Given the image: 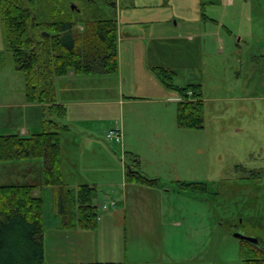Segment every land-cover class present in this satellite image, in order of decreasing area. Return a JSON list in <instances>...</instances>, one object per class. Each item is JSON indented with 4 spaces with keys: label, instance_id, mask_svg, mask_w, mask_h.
I'll use <instances>...</instances> for the list:
<instances>
[{
    "label": "rangeland",
    "instance_id": "obj_1",
    "mask_svg": "<svg viewBox=\"0 0 264 264\" xmlns=\"http://www.w3.org/2000/svg\"><path fill=\"white\" fill-rule=\"evenodd\" d=\"M210 1L122 0L115 6L118 0H57L50 4L49 0H25L38 22L49 21V10L65 6L69 10L77 8L97 12L101 18L116 19L119 26L134 24L136 30L123 26L122 31L126 33L122 36L118 30L119 64L121 61L123 66H127L128 55L132 56V40H147L145 33L149 28L145 25L152 26L154 21L170 20L171 25H178L177 30L198 35L205 29L208 34L219 30L220 27L212 24L216 21L224 25L220 28L222 36L228 38L226 26L234 31L237 38L232 39L239 44L237 52L225 51L221 55L209 42L202 61H198L199 44L205 39L197 37L193 66L187 63L188 68L175 73L176 86L204 84L205 124L203 129L181 128L177 122L178 103L169 105V114L164 116L169 125L164 123L161 136L139 146L144 169L161 179L155 189L127 188L116 178L119 169L132 163L123 155L119 143L104 139L108 131L120 129L119 110H105L102 106L89 112L83 126L89 137L98 139L104 147L100 151L92 146L84 150L85 156L70 157L79 165H87L81 171L84 179L100 184L95 200L98 222L106 214L103 204L116 201L119 209L118 200L110 198L122 199L120 205L128 207V220L126 223L112 221V225L101 223L93 235L82 234L79 237L85 253L82 259L117 258V254L107 253L112 249L113 252L129 251L138 264H243L240 240L235 238L237 233L255 237L264 250V0ZM200 19L199 23L195 22ZM139 23L144 25H136ZM196 25L198 30L194 29ZM249 28L253 35L239 39L240 32ZM162 46L158 43L157 48L167 54ZM182 48L191 52L188 47ZM218 74L224 75L219 77L221 84L224 80L221 95L234 99L214 100L217 94L213 83ZM110 77L105 84L107 99L115 97L121 87L119 76ZM97 79H103L99 82L101 86L106 80ZM24 86L25 75L17 70L12 55L6 50L0 16V135L19 133L24 126L31 129V135L40 133L44 121L50 118L47 109L43 110V123L41 120L27 123L20 119L23 109L6 106L20 101L18 89ZM173 93L179 97L176 91ZM155 114L160 117L158 111ZM75 127L79 128L80 124ZM105 151L113 158L105 156ZM30 163L37 166L40 175L43 160ZM43 197L44 214L51 217L54 212L58 213V196L45 191ZM45 222L44 242L51 253L57 242L49 235L51 219ZM60 243L67 245L64 241ZM64 259L69 262L70 258ZM64 259L54 255L46 258V262Z\"/></svg>",
    "mask_w": 264,
    "mask_h": 264
},
{
    "label": "trees",
    "instance_id": "obj_2",
    "mask_svg": "<svg viewBox=\"0 0 264 264\" xmlns=\"http://www.w3.org/2000/svg\"><path fill=\"white\" fill-rule=\"evenodd\" d=\"M53 1L57 0H49V4ZM49 11L50 20L38 22L25 0H0L5 46L17 70L25 75L27 99L30 103L52 104L42 132L31 137L0 135V163L44 161L43 185L0 187V264H48L44 197L35 195L42 187L57 190L58 213L64 227L72 230L78 226L93 231L98 226L95 205L98 190L89 186L72 189L64 183L61 136L68 128L61 125L60 119L66 109L55 104L53 90L55 78L70 71L81 76L118 73V22L101 18L97 12L69 10L65 6ZM154 71L182 99L177 109L178 125L203 129L205 109L201 86L178 87L173 82L174 72L161 68ZM131 161L134 163L128 165L129 181L150 187L158 184V179H150L139 171L138 159ZM240 258L243 264H264V250L242 240Z\"/></svg>",
    "mask_w": 264,
    "mask_h": 264
},
{
    "label": "crops",
    "instance_id": "obj_3",
    "mask_svg": "<svg viewBox=\"0 0 264 264\" xmlns=\"http://www.w3.org/2000/svg\"><path fill=\"white\" fill-rule=\"evenodd\" d=\"M121 1L122 0H118L115 6H118ZM204 19L205 18H203V21ZM200 21L202 20L200 19L198 22H195L199 23ZM154 22L155 23L151 24L152 26H149V24L145 25L147 29L149 28L145 33L147 34V40L137 38L132 40V56L128 55L130 58L126 61L127 66H123L120 61L119 71L117 74H114V76L120 77L121 87L118 89V93L115 94V97H113L114 95L110 96V99L105 97L107 96V87L105 85L107 81L106 78H111L110 76L113 75L95 74L81 76L70 71L66 76L55 78L53 90L55 104L61 105L66 109V114L62 116L63 118L60 119V123L68 128V130L61 136L63 178L67 187L77 189L80 186H89L98 190L100 184L94 180H88L89 178L84 179L83 174H81L82 169L84 166L87 168V165H79L75 158L73 160L70 156L75 157L76 154H81L83 157L85 156L84 150H87L86 148L94 146L101 151L102 147H104L98 139H91L87 128L83 126L89 112L92 109L102 106H105V110L118 109L120 112V128L124 133L123 144L121 145L123 155H126L129 159L131 158V160L138 159L139 171L148 178L161 180L160 178L154 177L152 172L149 173L144 169L139 146L142 144H149L154 137L161 136V128L164 123L169 125L168 118L164 117L166 114H169V105L174 102L179 104L182 99L180 96L174 97V95H172L175 90L164 86V84L158 79L154 70L161 68L177 74L181 69L188 68L187 63L193 66L194 61L192 62V60L195 59L194 47L197 45V37L205 39V41L199 44L200 50L197 58L198 61H202L204 56L203 51L206 53L209 42H211L210 44L212 46L214 45L216 48V53H221V55H224L225 51L228 53H231L232 51H234V53L237 52L236 46L239 44L235 43L232 39V37H234V39L237 38V36L233 34L234 31L225 26L228 38H224L222 36V29L220 30L224 25L216 21L212 24H214L215 28L220 27L219 30L208 34L205 29L204 31L206 32L201 30L199 35L184 30H177L178 25H171L170 20ZM206 24L207 23H205V25ZM136 25L144 24L139 23ZM123 26L133 27V30H136L134 24L122 23V25L118 27L121 36L122 33H126L122 31ZM197 26L198 25L194 27L195 30H198ZM240 34L242 36L240 35L241 38L239 37V39L253 35L251 28L245 29L243 33L240 32ZM158 43L163 44L162 48L167 49V54L165 51L162 52L157 48ZM183 46L184 48H190L191 52L188 53L185 51L182 48ZM99 77L106 79L102 86L99 82L103 79L98 80L97 78ZM219 77L224 78V75L222 77V74H218V76L214 78L213 91L217 94L214 100L217 102H225L234 99L229 96L223 97L221 95L220 90L223 89L224 80H222L221 84ZM91 83H93L94 86H89ZM123 85L126 88H124ZM198 85L201 86V93H203L204 84L201 83ZM180 86L178 85V87ZM182 88H185V86ZM92 95H94V97L89 99ZM18 96L20 100L18 103L12 102L6 104V106H18L23 109L24 111L20 119L27 123H34L41 120L43 117V110L46 111L48 107L52 105L39 102L29 103L26 94V81L25 86L18 89ZM238 99L245 100L243 97H239ZM201 100L204 102L203 97ZM126 107L128 110H126ZM155 111L159 112L160 117L156 116ZM41 122L43 123L42 120L40 123ZM79 124L80 127L76 128L75 126H79ZM20 130L19 133H7L6 135L20 134L24 137L35 135H31V129H27L25 126L21 127ZM105 142L109 141L105 140ZM104 154L109 158H113L108 151H105ZM30 161L33 162L38 160ZM30 161L0 163V187L8 185H43L44 161L40 175L37 174V166L30 163ZM132 162L134 163V161ZM127 171L128 166L125 165L123 170L119 169L118 176H116V178L118 177V180H122L123 186H127V188L130 186H141L149 189L157 188V185L150 187L134 181H132L133 183L128 184L129 180L127 177ZM109 185L111 186L112 184L110 183ZM45 191L54 194L57 190L49 187H42L35 191V195H43ZM110 199L118 200L120 207L119 209L106 212L103 219L98 222V226L95 230L99 229V224L101 223L112 225V221H124V223H126L128 220V207H121L120 204L123 203V201H121L122 199ZM44 218L45 220L51 219L52 222L48 224L49 235L57 242L53 248L54 251L52 250L51 253L48 252V247L45 244L46 258L48 259L49 256L53 257L54 255L56 257H62L63 259L70 258L68 260L69 262H66V259H64L59 260L58 262H51V264H138V262L133 260L129 251L126 250H115L114 252L112 249L107 250L108 254H117V258H113L114 256L107 257L102 261L82 259L81 255L85 253L80 247L81 240L79 237L84 233L87 235H93L94 231L82 230L77 227L72 230L67 229L64 227L63 223L60 222L62 221L61 215L58 216V213L56 212H54V215L51 217H47V214H44ZM62 241L67 244L65 247L60 243Z\"/></svg>",
    "mask_w": 264,
    "mask_h": 264
},
{
    "label": "built area",
    "instance_id": "obj_4",
    "mask_svg": "<svg viewBox=\"0 0 264 264\" xmlns=\"http://www.w3.org/2000/svg\"><path fill=\"white\" fill-rule=\"evenodd\" d=\"M105 138L107 141H110L112 143H123L124 139V133L122 129H112L107 132ZM118 208V204L116 201H110L109 203L103 204L102 205V210L105 212H108L110 210H116Z\"/></svg>",
    "mask_w": 264,
    "mask_h": 264
},
{
    "label": "water",
    "instance_id": "obj_5",
    "mask_svg": "<svg viewBox=\"0 0 264 264\" xmlns=\"http://www.w3.org/2000/svg\"><path fill=\"white\" fill-rule=\"evenodd\" d=\"M45 34H47V33H45ZM47 35H49V34H47ZM235 238H237L239 240L249 241L253 244L257 243V239L255 237H248V236L240 234V233L235 234Z\"/></svg>",
    "mask_w": 264,
    "mask_h": 264
},
{
    "label": "flooded vegetation",
    "instance_id": "obj_6",
    "mask_svg": "<svg viewBox=\"0 0 264 264\" xmlns=\"http://www.w3.org/2000/svg\"><path fill=\"white\" fill-rule=\"evenodd\" d=\"M240 241H242V240H240ZM243 241H245V240H243ZM247 242H249V241H247ZM251 243V242H250ZM253 244V243H252ZM254 246H256V247H260L259 246V243L257 242V243H255V244H253ZM261 248V247H260Z\"/></svg>",
    "mask_w": 264,
    "mask_h": 264
}]
</instances>
